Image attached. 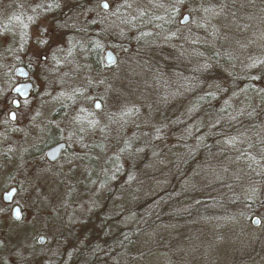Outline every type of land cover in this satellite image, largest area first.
I'll return each mask as SVG.
<instances>
[{
    "label": "rangeland",
    "instance_id": "374dc122",
    "mask_svg": "<svg viewBox=\"0 0 264 264\" xmlns=\"http://www.w3.org/2000/svg\"><path fill=\"white\" fill-rule=\"evenodd\" d=\"M102 2L108 3V12L101 9ZM261 4L0 0L1 93L11 89L16 64L26 63L38 73L31 104L43 116L48 112V121L67 116L70 91L81 93L85 105L84 117L73 125L81 130L64 125L73 139L70 153L50 172L20 179L21 197L28 201L22 200L20 222L12 221L11 229L1 224L0 264H83L84 245L106 247L101 249L105 264H264V209L259 212L246 201L264 189V164L229 156L230 170L206 174L204 159L198 158V171L192 173L197 176L190 180L184 174L189 173L184 154L206 142L196 137L188 120L193 103L222 96L233 87L232 76L250 72L258 45L254 47L253 11ZM185 15L190 22L182 26ZM84 30L96 34L93 45L101 47L102 63L108 48L117 57L99 75L89 63L87 44L73 40L75 32L81 36ZM96 101L99 111L94 110ZM16 139L11 136V145L2 140L1 146H7L8 155L12 146L20 147L25 165L27 148L34 153L40 146L18 145ZM148 144H159V153L146 157ZM178 165L183 166L181 175ZM6 177L0 175V188ZM147 181L165 185L156 193L163 204L157 220L162 223L149 232L143 221L144 203L152 198L144 190ZM219 191L235 197L231 208L226 205L227 213L208 203L193 224L176 227L175 205L169 200L186 196L182 205L193 199L219 200L225 196ZM244 211L248 215L242 218Z\"/></svg>",
    "mask_w": 264,
    "mask_h": 264
},
{
    "label": "trees",
    "instance_id": "16d2710c",
    "mask_svg": "<svg viewBox=\"0 0 264 264\" xmlns=\"http://www.w3.org/2000/svg\"><path fill=\"white\" fill-rule=\"evenodd\" d=\"M262 1L263 4L255 7V11H253L257 28H255L256 36L254 47H256L257 44L258 45L250 72L241 71L238 76H232L231 80L235 78L234 81H232L233 87L225 89L222 96L218 94L215 96H207L203 99H197L193 103V111L189 114L191 117L188 120L193 121L194 123L193 129H195L197 134L196 137H199L206 142L203 147L198 148L195 145V148L190 150L188 154H184V161L188 162L184 165H188L187 170L189 171V173L186 171L184 174H186V176L190 175V180H192L191 176H197L192 173L198 171L196 170L197 167H199V163L196 162L198 158L204 159L202 168L201 166L200 168L206 171L204 172L206 174L215 172L216 174H220L221 172L224 173L226 170H230L229 163L232 162V159L230 160L228 158L229 156L234 157L233 159L248 157L252 158L258 164H264V0ZM161 3L163 4V2ZM171 9H174V7ZM113 29L114 28L111 26V30ZM72 36L74 41L87 44L86 48L89 52V63L93 69H95L96 74L99 75L102 73V70L105 69L104 63H102L100 58L102 49L100 46L93 45L94 42L97 41V39H95L96 34L91 32V30H84L81 32V36L79 31L75 32ZM143 43L144 42H141V44ZM245 63L246 61L243 62V60L240 62V64ZM251 105L253 107H251ZM244 106H247L248 110L239 111L240 108H243ZM196 107L197 109H195ZM198 108H201L200 112H197ZM233 137L239 139L237 143H231L230 140L226 141V138ZM157 147H159V144H148L146 157H148V154H151V152L159 153ZM176 167H178L181 175L183 166L178 165ZM218 176V178H222L220 175ZM220 180L221 179H218L217 182H220ZM179 182L180 177L178 183ZM146 183L148 185L145 186L144 190L147 192V195H149L148 198H152L149 202L146 201L144 203L145 208L143 211L145 214L143 215V218L145 217V219H143V221L145 220V222H147L146 224L144 222V225L147 226V232H149L155 231L159 227V224L162 223L157 220H159L158 217L163 216L162 211L164 209L162 207L163 204L157 199L156 193L165 185H162L164 183H159L162 186H154V182L150 181H147ZM165 184L169 186L168 182ZM219 192L225 193V196L219 200L193 199L188 203L186 201L187 204L184 205H182L181 201L184 200L186 196L169 200V204L170 202L172 203L173 200V204L175 205L172 214L175 216L174 221L178 222L176 227L179 225L185 227L187 224H193L199 213L204 210V207H207L206 205L208 203H212L213 207H218L221 212L227 213L226 210H229L230 205H234L235 197H233L230 191ZM253 196L254 199L252 198ZM253 196L250 194L246 201H248V205L252 206L255 204V210H259L260 212L261 209H264V189L259 197L256 193ZM162 197L161 200L163 201L166 196L163 195ZM256 198L257 200H255ZM214 204H216V206ZM156 207L157 211L153 212ZM247 215L248 212L245 211L240 214L242 218H245ZM106 218L108 217L106 216L105 219H103V223L107 221ZM89 246L90 245H84L81 249L80 257L83 264H105L107 262L106 256L102 254L103 251L101 249L106 251L107 248L103 246ZM100 250L101 253L99 252ZM114 263L115 261L112 263L109 262V264Z\"/></svg>",
    "mask_w": 264,
    "mask_h": 264
},
{
    "label": "flooded vegetation",
    "instance_id": "af4514ba",
    "mask_svg": "<svg viewBox=\"0 0 264 264\" xmlns=\"http://www.w3.org/2000/svg\"><path fill=\"white\" fill-rule=\"evenodd\" d=\"M19 68H23L28 72L27 79H21L16 76V71ZM107 68L108 67L105 66V69ZM37 75L38 73H35L28 64H16L14 70L15 79L11 83V85L13 84L11 89L4 90L3 94L0 89V175L3 173L7 176L6 178H8L5 181L4 186L0 188V232L3 231L1 229L2 223L5 224L7 227L6 229H11V224L13 222L18 223L21 221V219L19 221L13 219L12 213L14 209H19L21 218L23 216L22 200L27 202L28 198L26 197L22 199L21 197L23 187L20 179L30 177L28 175L39 176V174L50 172L51 168L58 165L64 156L70 153L71 147H69V145H71L73 139L67 137L64 127L65 123L70 126L71 130H81L76 126L73 127L74 122L80 123V119L83 116L80 112L85 105L81 106L83 97L78 95L81 93L70 91L72 93L69 95L71 106L68 107L69 112L67 116H63L62 119L59 118L58 121H48L45 117L48 112L43 116L41 115L42 113L38 112L39 106L31 104V100L38 92L36 82L34 81L35 78L33 79V76ZM26 84H31L33 88L27 98H22L20 93L23 92L20 91L19 93L15 91V89ZM77 98H79V100H77ZM39 100L41 99L39 98ZM95 103L94 110L97 111L95 109ZM63 108L65 109L66 107ZM13 114L15 115V119L12 118ZM38 118H43L42 122L40 121L39 123L37 121ZM35 119L38 123H34ZM33 133L35 134L33 135ZM11 136L17 138L16 140L18 141L20 140L17 142L18 145L26 144L29 146H40L34 153L31 147L27 148L25 151L27 156V162L25 165L20 161L22 157V154L18 153L21 151L20 147L12 146L13 148L9 149L10 154L8 155L4 152L7 150V146H1L2 140L5 141L6 144H13L10 140ZM21 141L25 144H22ZM60 144L66 146L65 150L61 152V155L56 162L49 161L47 158L48 152ZM14 178L17 179L14 180ZM11 190H15L16 192L12 197H8L7 195V199H10V202L7 203L5 202L4 197L6 194H9Z\"/></svg>",
    "mask_w": 264,
    "mask_h": 264
},
{
    "label": "water",
    "instance_id": "95a60500",
    "mask_svg": "<svg viewBox=\"0 0 264 264\" xmlns=\"http://www.w3.org/2000/svg\"><path fill=\"white\" fill-rule=\"evenodd\" d=\"M108 3L107 2H102L100 7L103 11L105 12H108L109 11V5L108 7H104V5ZM190 22V16L189 15H185L183 20L180 22V25L182 26H186L187 24H189ZM117 62V57L115 56L114 52L111 51V50H106L105 51V55H104V63L107 67H112L116 64ZM16 76L18 78H21V79H27L28 78V72L23 69V68H19L17 69L16 71ZM32 85L31 84H26L24 86H19L15 89V91L19 92L22 91L23 93H20L22 98H27L32 90ZM99 105V106H98ZM101 108V105L99 102H96L95 103V109L97 111H99ZM66 148V146L64 144H60L56 147H54L53 149H51L48 154H47V158L49 161L51 162H56L58 160V158L60 157L61 155V152L64 151ZM15 190H11L9 192V194H6L4 199H5V202L9 203L10 202V199H7V195L8 197H12L14 194H15ZM12 217L15 221H19L21 219V214H20V210L19 209H14L13 213H12ZM254 226H258L259 225V220L258 219H255L254 222H253ZM40 243L43 244L44 243V238H41L40 239Z\"/></svg>",
    "mask_w": 264,
    "mask_h": 264
},
{
    "label": "snow or ice",
    "instance_id": "6c2138e0",
    "mask_svg": "<svg viewBox=\"0 0 264 264\" xmlns=\"http://www.w3.org/2000/svg\"><path fill=\"white\" fill-rule=\"evenodd\" d=\"M104 7H108V5L105 4ZM98 106H99V105H98ZM12 118L15 119V115H14V114H13V117H12Z\"/></svg>",
    "mask_w": 264,
    "mask_h": 264
}]
</instances>
